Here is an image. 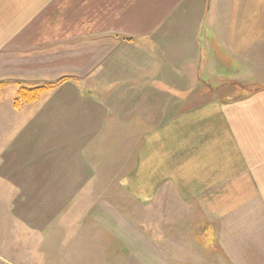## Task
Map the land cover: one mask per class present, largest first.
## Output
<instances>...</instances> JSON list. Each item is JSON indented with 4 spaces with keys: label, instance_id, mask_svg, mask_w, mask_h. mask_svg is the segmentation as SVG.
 I'll list each match as a JSON object with an SVG mask.
<instances>
[{
    "label": "crops",
    "instance_id": "1",
    "mask_svg": "<svg viewBox=\"0 0 264 264\" xmlns=\"http://www.w3.org/2000/svg\"><path fill=\"white\" fill-rule=\"evenodd\" d=\"M250 1L0 0V80L65 78L38 113L0 114V161L30 197L75 203L55 216L86 250L71 264H264V147L236 103L201 97L251 65ZM97 185L151 209L133 224Z\"/></svg>",
    "mask_w": 264,
    "mask_h": 264
},
{
    "label": "rangeland",
    "instance_id": "2",
    "mask_svg": "<svg viewBox=\"0 0 264 264\" xmlns=\"http://www.w3.org/2000/svg\"><path fill=\"white\" fill-rule=\"evenodd\" d=\"M251 2H254L255 9H250L246 12H249L250 18H255L256 21L255 28L257 30L255 33V41L257 49L255 55L250 53L249 57L244 56L246 60L248 59L251 61V65H240V70L243 73L239 74V79L233 82L234 85L232 87L226 86L224 89L203 91L201 97H206L208 98L207 100L218 99L223 103H236L237 107L239 106L240 115L246 117L245 120L242 117L241 119L244 120L243 122L245 125H249L250 130L255 131L257 146L262 149V147H264V52H258H261L260 49H264V0H251L250 3ZM20 32V35L17 33V38L15 40L16 49L14 52L17 65L18 60L23 61L24 59L23 49L25 46H28L26 38L29 37L28 32H26V34L23 31ZM30 52L31 50L26 51L27 54ZM5 56H8L7 52H5ZM252 57L254 58L253 60H251ZM36 60L47 61L49 67H51V65L55 66L57 62L55 59H52V57L48 59L46 57L42 58L37 56ZM2 65L3 64H0L1 69ZM37 66H39V63ZM41 67L42 66H40V68H34L37 74L31 76L35 81L26 80L22 82H13L5 78L0 80L1 115H12L15 113L18 117L22 114L30 115L31 113L33 115L39 112L41 97H45V94L57 88V86L44 92L39 99L33 103L22 104L19 108H16L15 101L21 87H34L35 85L48 83L37 80V78L39 79L38 73ZM50 76L59 78L61 74L53 73V75L47 77ZM61 79L65 78H60L57 81ZM218 84L226 85L229 84V82L224 78L222 82L219 80ZM133 91L135 92V90ZM133 91L132 93H134ZM199 91L200 90H198V92ZM100 92L103 94L104 90ZM130 92V90L127 91L128 94ZM16 125H19V121H17ZM7 126L8 122L4 123L3 126L1 123L2 130L6 129ZM118 140L119 139H117V141ZM0 164V264H56L59 258H66L67 260L64 264H71L72 258L84 256L86 250L79 248L82 245H74L72 242H69L74 240L72 239L73 236L67 238L71 232H74V235H76L78 233V227L72 228L70 225L67 226L66 224H62L61 218L58 219L59 224L57 225L55 220V216L59 209L64 207V210L67 211V209L72 207L75 203L69 201L59 203V207L56 208L55 203L50 202L46 205V202H40L36 198L30 197L35 187L29 184L33 179L28 178V180L23 177L14 178L11 176L18 172L7 167L6 162L2 161V155ZM92 190L93 193L101 195H105L106 191H108L109 193L106 195L111 198H118L120 193L127 194L128 199H126V201H111L114 206H111V210L113 211L120 208L122 210V215H126L125 217L133 224L136 223V206L139 209H141L140 207L142 206L145 212L151 209V203L144 202L143 205H138V202L136 203L134 198L130 199L131 195L118 185H97L94 186ZM70 196L71 194L69 197ZM96 197L101 198L102 196L98 195ZM82 204L79 207L80 209L85 208L84 202ZM98 204L101 205L102 203ZM240 204L241 210L245 203ZM239 219L243 220L240 217ZM65 221L66 218H64L63 222ZM68 222H71L70 218H68ZM207 222L210 229L214 223L211 221V218H207ZM57 233L59 234L58 236ZM75 241H77V239H75ZM63 243L64 245H62Z\"/></svg>",
    "mask_w": 264,
    "mask_h": 264
},
{
    "label": "trees",
    "instance_id": "3",
    "mask_svg": "<svg viewBox=\"0 0 264 264\" xmlns=\"http://www.w3.org/2000/svg\"><path fill=\"white\" fill-rule=\"evenodd\" d=\"M64 80L65 79H61L60 81L56 82H48L43 85H35L34 87H21L18 92V97L15 101V107L19 108L22 104L33 103L37 101L44 92L55 88Z\"/></svg>",
    "mask_w": 264,
    "mask_h": 264
}]
</instances>
